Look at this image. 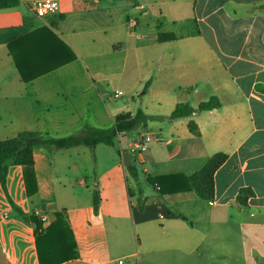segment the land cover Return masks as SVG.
<instances>
[{
  "label": "crops",
  "instance_id": "0c3cea01",
  "mask_svg": "<svg viewBox=\"0 0 264 264\" xmlns=\"http://www.w3.org/2000/svg\"><path fill=\"white\" fill-rule=\"evenodd\" d=\"M39 1L0 10V141L110 130L126 112L153 119L118 136L117 158L99 160V145L36 147L32 196L27 169L7 163L14 204L0 184V264H40L30 217L46 227L61 211L78 252L62 264H264V0H55L58 11L38 17ZM212 97L222 107L169 119L177 104ZM147 132L137 160L131 147ZM217 154L228 158L211 200L148 182L190 176Z\"/></svg>",
  "mask_w": 264,
  "mask_h": 264
},
{
  "label": "trees",
  "instance_id": "16d2710c",
  "mask_svg": "<svg viewBox=\"0 0 264 264\" xmlns=\"http://www.w3.org/2000/svg\"><path fill=\"white\" fill-rule=\"evenodd\" d=\"M19 4V0H0V10L14 8ZM264 9V4L256 6ZM174 35H164L159 37L161 42L174 40ZM25 82H31L21 73ZM222 107V103L217 97H212L208 101L193 107L189 103L177 104L175 110L169 116L170 120L192 117L195 113L214 110ZM153 117L140 111L136 114L131 112L121 113L115 117V126L110 130H95L87 128L77 134L65 138L44 137L38 132L23 131L16 137L0 141V184L9 202L14 204L8 188V165L12 162L17 167H24L27 171L24 174V187L27 196H32L36 192L35 176L33 167L35 165L34 149L43 147L53 150L72 149L78 146L96 147L105 145L115 147L117 138L120 134L132 131L139 126L151 121ZM189 128L191 133L199 135V127L194 121H190ZM120 156L123 152L119 151ZM227 155H214L202 170L190 176H168L152 178L148 177V182L158 185L162 195L184 191H194L196 195L203 199L211 200L215 195V173L227 161ZM134 163V162H133ZM131 176L136 179L138 172L134 164L127 167ZM132 196V192L129 191ZM251 195L243 192L239 202L244 205L245 199ZM100 198L95 199V209L98 210ZM55 220L48 226L44 222L31 216L30 220L36 225V249L40 264H62L78 257L77 244L73 230L68 221L65 211L56 213Z\"/></svg>",
  "mask_w": 264,
  "mask_h": 264
},
{
  "label": "built area",
  "instance_id": "2783aa9c",
  "mask_svg": "<svg viewBox=\"0 0 264 264\" xmlns=\"http://www.w3.org/2000/svg\"><path fill=\"white\" fill-rule=\"evenodd\" d=\"M30 8L38 17H44L50 13H56L59 9V4L55 0H42L32 3ZM116 95H122V92L117 91ZM152 140L153 135L147 132L142 135L137 141H135L131 147L133 157H135L137 160H141L143 154L149 149V145ZM155 187L157 188V190L160 189L158 185H155ZM162 219L165 220L166 217L163 216Z\"/></svg>",
  "mask_w": 264,
  "mask_h": 264
},
{
  "label": "rangeland",
  "instance_id": "374dc122",
  "mask_svg": "<svg viewBox=\"0 0 264 264\" xmlns=\"http://www.w3.org/2000/svg\"><path fill=\"white\" fill-rule=\"evenodd\" d=\"M96 155H98V158H99V160H107V159H111V158H117V154H116V151L113 149V148H110V147H107V146H105V145H99L98 146V149H97V151H96ZM19 167H14V168H12V169H15L14 171H16V169H18ZM79 176H81V177H84V178H90V176H91V174H86V173H83L82 175H79ZM129 183H130V185L132 186V188H133V186H134V190L136 191V184H135V180L134 179H129ZM89 184L90 185H92V184H94L93 182H92V179H89ZM4 192V191H3ZM10 196H11V194H10ZM7 197V196H6ZM12 198V197H11ZM8 199V198H7ZM17 199V198H16ZM13 200V199H12ZM9 201V200H8ZM13 202H14V200H13ZM10 203V202H9ZM20 205V204H19ZM20 207H23L22 206V204L20 205ZM12 209V210H11ZM11 212V211H13V213H14V215H15V210L12 208V206H9V205H7V207H5V209H2V214H5V212ZM9 214V213H8ZM250 233H248V232H246V236H249L250 237Z\"/></svg>",
  "mask_w": 264,
  "mask_h": 264
},
{
  "label": "water",
  "instance_id": "95a60500",
  "mask_svg": "<svg viewBox=\"0 0 264 264\" xmlns=\"http://www.w3.org/2000/svg\"><path fill=\"white\" fill-rule=\"evenodd\" d=\"M123 160L126 167H131L133 165V160L130 156V152L127 150L123 151Z\"/></svg>",
  "mask_w": 264,
  "mask_h": 264
}]
</instances>
